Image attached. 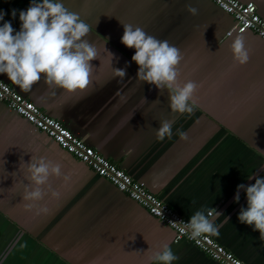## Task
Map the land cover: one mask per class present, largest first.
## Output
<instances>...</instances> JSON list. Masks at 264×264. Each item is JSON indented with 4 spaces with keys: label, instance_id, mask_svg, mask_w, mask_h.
Masks as SVG:
<instances>
[{
    "label": "crops",
    "instance_id": "1",
    "mask_svg": "<svg viewBox=\"0 0 264 264\" xmlns=\"http://www.w3.org/2000/svg\"><path fill=\"white\" fill-rule=\"evenodd\" d=\"M241 1L255 2L264 18V0ZM61 2L89 24L85 39L97 49L87 88L68 93L41 79L25 92L0 77L182 216L216 209L219 234L210 235L246 264H264L259 231L238 219L246 192L235 200L238 185L264 176V40L251 30L226 36L235 19L211 0ZM30 3L0 0L16 31L19 10ZM187 4L199 14H189ZM120 22L180 49L179 81L198 85L191 115L172 113L167 89L161 94L137 79L136 50L121 43ZM238 35L250 54L244 65L234 62L230 48ZM114 68H126L125 78ZM164 119L175 120L173 134L159 141L155 129ZM32 156L61 164L69 177H50L51 191L45 185L37 202L23 199ZM39 208L47 212L37 214ZM163 244L178 257L171 264H220L190 241H176L172 228L0 100V264H163L149 261Z\"/></svg>",
    "mask_w": 264,
    "mask_h": 264
},
{
    "label": "clouds",
    "instance_id": "2",
    "mask_svg": "<svg viewBox=\"0 0 264 264\" xmlns=\"http://www.w3.org/2000/svg\"><path fill=\"white\" fill-rule=\"evenodd\" d=\"M186 10L192 16L199 14V9L191 4L186 5ZM17 11L12 10L13 19ZM5 15L0 11V22H3L0 26V74H6L11 83L25 92L31 91L41 79L49 88L59 87L68 93L87 88L93 68L91 61L97 59V49L85 39L90 26L78 14L65 7L61 0H31L26 11L19 10V31L13 28L10 21H5ZM121 24L124 27L121 43L136 50L131 59L139 66L137 79L154 85L161 90V94L167 89L172 113L191 115L198 85L191 80L180 83L178 66L183 60L180 49L167 40L149 35L139 26ZM230 48L234 62L244 65L249 61L250 54L242 35L236 36ZM110 54L113 59V54ZM114 73L121 78L127 74L126 68H114ZM156 102L159 100L153 103ZM174 124L175 120H161L160 127L155 129L157 140L171 138ZM177 135L183 141L188 140L183 130H177ZM53 176H63L61 164L32 156L31 162L27 163L26 179L29 183L25 184L23 199L31 202L43 200L47 194L44 186L47 185L51 191L49 179ZM63 178L65 181L69 179L67 176ZM253 178L254 184H240L237 187L236 202L240 201L241 190L246 192L247 197V207L240 209L238 219L242 224L254 226V231H259L260 239L264 240V176L248 177ZM52 195L55 197L58 193L52 191ZM26 207L31 209L34 204L29 203ZM40 212H47V208H39L37 214ZM220 215L214 208L207 213L201 209L190 216L189 222L181 223H184L193 239L206 233L218 235L214 220ZM177 259L168 244H163L149 257L150 262L163 264H171Z\"/></svg>",
    "mask_w": 264,
    "mask_h": 264
},
{
    "label": "built area",
    "instance_id": "3",
    "mask_svg": "<svg viewBox=\"0 0 264 264\" xmlns=\"http://www.w3.org/2000/svg\"><path fill=\"white\" fill-rule=\"evenodd\" d=\"M211 1L235 19L234 26L227 31L226 36L234 32L243 33L251 30L264 40V18L260 15L255 2H243L241 0ZM0 100L34 124L35 127L47 133L63 149L86 163L99 176L108 179L119 190L142 205L151 215L172 228L175 231L176 241L181 239L190 241L220 264H246L210 234L206 233L198 238H191L190 231L185 228L184 223H181V221L189 222L190 218L182 216L151 192L144 182L136 180L116 163L88 145L63 122L49 115L1 77Z\"/></svg>",
    "mask_w": 264,
    "mask_h": 264
},
{
    "label": "trees",
    "instance_id": "4",
    "mask_svg": "<svg viewBox=\"0 0 264 264\" xmlns=\"http://www.w3.org/2000/svg\"><path fill=\"white\" fill-rule=\"evenodd\" d=\"M124 193V192H123ZM179 241V240H178Z\"/></svg>",
    "mask_w": 264,
    "mask_h": 264
}]
</instances>
